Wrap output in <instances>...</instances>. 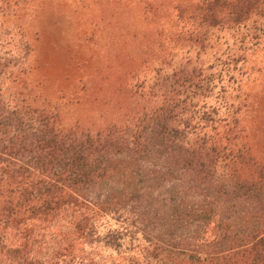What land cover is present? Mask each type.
<instances>
[{"label": "trees", "instance_id": "obj_1", "mask_svg": "<svg viewBox=\"0 0 264 264\" xmlns=\"http://www.w3.org/2000/svg\"><path fill=\"white\" fill-rule=\"evenodd\" d=\"M179 6L173 49L264 31V0ZM14 41L0 32V264H264V106L241 85L230 102L225 83L242 57L163 77L161 53L144 51L114 106L68 123L16 68L29 49ZM153 57L159 74L141 87Z\"/></svg>", "mask_w": 264, "mask_h": 264}, {"label": "rangeland", "instance_id": "obj_2", "mask_svg": "<svg viewBox=\"0 0 264 264\" xmlns=\"http://www.w3.org/2000/svg\"><path fill=\"white\" fill-rule=\"evenodd\" d=\"M181 1L0 0L1 8L11 6V17L4 19L6 23L0 21V32L14 38L13 44L21 50L28 47L27 52L17 53L16 68L26 69L30 85L58 103L68 123L98 118L110 101L114 106L120 99L117 86L123 68L145 61L144 51L161 53L158 59L166 62L160 72L163 77L188 60L209 67L232 55L242 57L226 78L227 97L238 102L232 88L241 85L254 104L264 106V31L214 30L206 49H173L182 45L175 42L182 28ZM257 38L262 42L257 43ZM170 49L174 58L167 54ZM150 62L154 63L146 65L148 70L139 77L141 87L152 86L162 66L154 57ZM9 86L7 94L13 92ZM259 120L264 144V109Z\"/></svg>", "mask_w": 264, "mask_h": 264}]
</instances>
